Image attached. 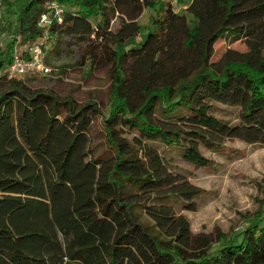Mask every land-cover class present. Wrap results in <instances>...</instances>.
<instances>
[{"label": "trees", "instance_id": "16d2710c", "mask_svg": "<svg viewBox=\"0 0 264 264\" xmlns=\"http://www.w3.org/2000/svg\"><path fill=\"white\" fill-rule=\"evenodd\" d=\"M54 1L63 22L43 41ZM0 34V72L16 37L43 42L45 61L71 39L111 81L102 110L0 74V264H264V207L237 235L193 234L171 201L197 189L165 174L167 150L205 168L200 146H264V0H189L181 13L170 0H5ZM241 39L245 52L212 61L218 40ZM216 105L238 107L239 124Z\"/></svg>", "mask_w": 264, "mask_h": 264}, {"label": "rangeland", "instance_id": "374dc122", "mask_svg": "<svg viewBox=\"0 0 264 264\" xmlns=\"http://www.w3.org/2000/svg\"><path fill=\"white\" fill-rule=\"evenodd\" d=\"M11 1V0H10ZM174 11L181 13L189 0H171ZM145 23V17L141 19ZM142 30V34H146ZM0 39L3 36L0 34ZM50 42V46L53 44ZM50 49V48H49ZM80 46L71 39L58 48L57 55L46 59L50 73L28 75L22 81L33 89L50 91L61 97L67 96L80 104L97 103L104 110L110 90L108 68L87 72L88 64L81 66L83 59ZM227 50L245 52L244 40L230 43L218 40L214 44L213 62H218ZM231 126L239 124V108L216 105L213 111ZM92 144L101 148L102 117L94 121L91 129ZM163 150V146H156ZM202 155L209 160L205 168L184 162L177 150H167L165 154V174L175 179L176 184L189 183L196 187L194 194L172 199L174 212L185 217L193 234L219 233L237 235L251 218L264 207V146L249 144L245 140H225L219 149L200 146Z\"/></svg>", "mask_w": 264, "mask_h": 264}, {"label": "built area", "instance_id": "2783aa9c", "mask_svg": "<svg viewBox=\"0 0 264 264\" xmlns=\"http://www.w3.org/2000/svg\"><path fill=\"white\" fill-rule=\"evenodd\" d=\"M3 1L5 0H0V10ZM171 4L173 5L172 2ZM47 8L48 12L42 14L37 23L38 28L43 30V41L51 26L63 22L65 11V8L55 1L49 3ZM15 41L11 63L2 69L0 72L2 76L12 80L22 79L28 75L38 76L50 73V68L45 61L47 47L43 42H25L21 37H16ZM3 45L4 39H0V48Z\"/></svg>", "mask_w": 264, "mask_h": 264}, {"label": "crops", "instance_id": "0c3cea01", "mask_svg": "<svg viewBox=\"0 0 264 264\" xmlns=\"http://www.w3.org/2000/svg\"><path fill=\"white\" fill-rule=\"evenodd\" d=\"M187 7V6H186Z\"/></svg>", "mask_w": 264, "mask_h": 264}]
</instances>
